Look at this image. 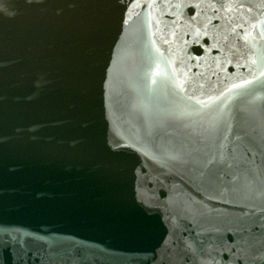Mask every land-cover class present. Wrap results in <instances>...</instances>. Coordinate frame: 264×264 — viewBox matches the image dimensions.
<instances>
[{"label":"water","instance_id":"water-1","mask_svg":"<svg viewBox=\"0 0 264 264\" xmlns=\"http://www.w3.org/2000/svg\"><path fill=\"white\" fill-rule=\"evenodd\" d=\"M0 264H264V0H0Z\"/></svg>","mask_w":264,"mask_h":264}]
</instances>
